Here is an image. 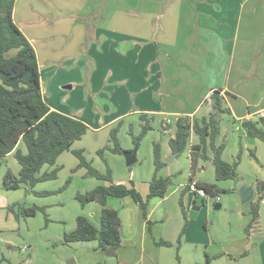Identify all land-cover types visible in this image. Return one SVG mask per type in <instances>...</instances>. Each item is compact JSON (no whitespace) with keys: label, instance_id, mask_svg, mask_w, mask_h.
<instances>
[{"label":"crops","instance_id":"1","mask_svg":"<svg viewBox=\"0 0 264 264\" xmlns=\"http://www.w3.org/2000/svg\"><path fill=\"white\" fill-rule=\"evenodd\" d=\"M118 2L124 9L128 3L129 8L139 11L134 15L121 12L123 16L117 18V10L116 16L104 19L106 27L89 28L86 15L91 12L99 17L93 13L92 0H16L14 21L36 51L43 98L51 110L85 123L89 127L86 135L90 132L107 136L121 121L122 127L136 122L142 125L141 116L159 119L163 128L171 118L192 120L207 116L211 112L210 95L221 90L225 106L231 111L228 117L235 130L242 132L241 142L247 146L250 139L259 143L260 140L248 136L243 122L264 114V0ZM74 84L83 87V98L92 106L91 118L77 117L65 108L66 91L74 89ZM96 121L99 123L92 127L90 122ZM191 140L196 144L194 136ZM257 156L263 164L259 151ZM258 166L253 164L252 168L261 179L255 184L245 183L256 189L252 201L255 205L261 196L257 184L264 180V168ZM195 174L192 171L190 184H216L194 180ZM241 181H237L238 185ZM190 184L183 191L181 187L172 191H182L179 212L171 209L176 222L172 233L167 230L171 189L165 198L150 199L147 218L140 216L139 231L135 226L136 215L142 214L140 204L131 197L108 198L106 207L118 211L123 226L122 245L117 253L127 249L125 254L133 257L121 264H204L205 257L210 259L205 264H264V203L260 204L259 216L247 236L245 229L251 211L245 213L240 209L243 204L234 188L235 194H230L232 198L226 207L235 211L228 225L221 220L217 229L223 253L209 254L216 232L208 229L209 216L203 209L196 221L189 220L194 201L201 206L199 198L190 192ZM149 191L142 197L146 198ZM211 197L218 199L219 195ZM219 205L221 209L223 205ZM90 207L101 218L103 206L91 202L82 211ZM126 207L132 210L128 215L131 229L124 223ZM158 213L161 216L155 218ZM149 222L158 225L157 241L149 238ZM160 241L173 245L158 246ZM140 246L142 249L134 250ZM244 251L248 252L246 256L242 255Z\"/></svg>","mask_w":264,"mask_h":264},{"label":"rangeland","instance_id":"2","mask_svg":"<svg viewBox=\"0 0 264 264\" xmlns=\"http://www.w3.org/2000/svg\"><path fill=\"white\" fill-rule=\"evenodd\" d=\"M118 1L123 0H92L93 13L98 14L99 17L95 18L91 12L86 15L89 28L106 27V24L103 23L104 19L108 17L113 18L114 15L116 16L115 13L117 10L119 11L117 18L123 16L121 12L134 15L136 11H139L138 8H134L133 10L129 8L128 3L126 4L127 9H124ZM89 37L91 38V36ZM74 85V89L66 91L67 96L64 101H67V103H64L65 108L77 117L82 118L84 115L83 118H91L92 106L83 98V87L79 84ZM208 107L212 110V102L209 103ZM96 108L94 107V111H97L95 110ZM105 117L106 115L104 119ZM171 121L173 123L167 129L162 127L159 119H156L152 123V130L141 140L140 145L137 147L138 161L131 167L127 166L124 154H113L109 150L105 151L103 155L99 154L105 147L113 146L109 142L110 134L104 136L103 133L95 135L89 132L81 141L76 142L73 147L74 151H83L86 160L102 174H106L110 170L114 183L120 181L122 184L131 187L130 182H132L136 190L144 197L149 191V183L155 174L154 145L160 144L163 161L166 165L160 170L159 176L163 178L170 177L173 181L170 187L171 191L168 194L171 219L167 224V230L170 233L174 231L176 223L174 222V214L171 209L174 208L177 213L179 212V196H181L183 189L190 184L192 175L190 151L193 145V141L190 139L189 145L184 153L177 156H175V153H171L172 150L169 142L175 137L176 132L175 119L171 118ZM90 123L94 127L93 125H97L99 122ZM131 130L134 136H139L142 131L141 122L134 123L133 129H131L130 123L123 125L121 128L119 140L121 147L126 152L136 148L130 135ZM168 130L170 131L165 133ZM241 140V130H235L232 119L227 115L224 116L221 122V135L219 137V143H225L226 145L223 160L228 163L239 161V180L246 181H243L244 183L255 184L257 180L261 179L259 178L261 176L258 175L256 169L252 168V166L253 164L255 166L259 164L250 157V154L247 155V153H250L251 150H256L257 153L259 151L264 165V143L261 141L255 143L256 140L250 139V146H247L246 142L242 143ZM194 141L196 144L199 143L198 138L195 136ZM249 148L250 150L246 152L247 150L245 149ZM20 149L25 154L28 152L24 143L20 145ZM239 156L240 160H238ZM79 165L80 160L73 152H66L60 156L54 167L46 166L42 170V174H44L46 171H52L56 167H59L60 171L56 180L40 183L34 191H31L26 186H22L18 190H7L4 186L5 177L8 174L13 177H19L21 166L13 153L8 155L3 161H0V264H69L71 260H75L76 264H121L133 258L132 254H125L127 249L119 250V253L116 250L115 255L112 256L110 255L111 249L104 251L96 241L64 243L65 234L72 233L76 230L77 218L79 216H88L96 225L100 226V216L95 213L94 207L82 211V206L76 199L77 196L79 194H86L99 185H109V182L107 183L106 181H99L96 178L88 177V170L84 167L80 168ZM202 166L205 169L202 170ZM195 173L194 180L216 183L220 189L229 191L228 193L219 194V200L211 196L205 198V200L198 199V202L204 205L202 209L205 211V214L209 216L208 229L216 232V235L214 234L216 238H214V243L209 249V254L222 255L223 246L217 237V234L219 235L217 229L221 220L227 226L229 217L235 211L228 210L226 205L231 201L232 196L230 194H235L238 182H217L215 167L212 162H199L198 169H196ZM177 187H181V193L172 194V191ZM34 192H52L53 194L43 197L37 196ZM263 203L264 201L261 203V206ZM217 204H221L223 207L216 210L215 206ZM16 205H22L26 209H33L35 207L44 208L45 211H38L34 217H26L18 208H15L17 214L11 212V208ZM251 206L249 203L245 206L242 205L240 209L244 210L243 212L245 213H250ZM138 209L142 213L136 215L135 227L139 231L138 222L140 221V216L143 218L144 214L139 206ZM125 211V214H123L124 223L127 225V229H131L128 215L132 210L126 207ZM236 211L238 212L237 209ZM160 216L161 214L158 213L155 218H159ZM189 220L196 221L197 219H192L189 215ZM151 223L148 228L149 238L157 241L159 238L157 234L158 225L155 222ZM164 233L169 237L166 230ZM124 240L128 245L129 242L126 240V234ZM174 244L177 246V242ZM137 249L140 250L142 248L140 246L134 250L137 251ZM246 254L248 252L244 251L242 255L246 256ZM230 258L235 260L233 256ZM205 262L207 263L206 257L204 264Z\"/></svg>","mask_w":264,"mask_h":264},{"label":"trees","instance_id":"3","mask_svg":"<svg viewBox=\"0 0 264 264\" xmlns=\"http://www.w3.org/2000/svg\"><path fill=\"white\" fill-rule=\"evenodd\" d=\"M15 6L16 0H0V161L13 153L21 166L19 177L8 174L5 177L4 186L7 190H18L26 186L34 191L38 184L58 178L59 167L42 174L44 167H54L62 154L73 152L80 160L79 167L88 170V177L109 182V185L99 186L86 194H79L76 198L82 207L91 202H97L103 206L100 227H96L87 217L79 216L76 230L65 234L64 243L96 241L104 251L109 249L116 251L122 245V222L118 211L106 207L107 200L110 197L119 199L131 197L140 204L144 217L147 218V205L150 199L165 198L173 184L170 177L159 176L160 170L166 165L163 161L161 145H154L155 174L150 182V191L146 199L141 196L133 184L129 187L125 184L114 183L110 170L102 174L86 160L83 151L72 150L73 145L88 133L89 127L82 121L52 111L45 102L38 57L34 47L14 21ZM211 101L212 110L209 115L192 120L189 118L175 120L176 132L175 137L169 142L170 148L172 153L181 155L186 151L191 137L195 136L199 143L192 145L190 151L192 171H196L201 161L212 162L217 182L238 181L240 162H225L223 154L226 145L218 142L223 117L231 116V111L225 106V98L221 95V90H215L211 94ZM140 120L143 122L140 135L134 136L133 131L130 132L136 147L152 130L154 117L141 116ZM122 124L123 121L112 128L109 142L113 146L105 147L99 152L100 155L107 150L118 155L126 152L119 140ZM243 127L250 138L264 143V114L256 120L243 122ZM22 143L27 148L26 154L20 149ZM250 157L264 168L256 150L250 151ZM199 187L211 196L229 192L220 190L217 184L201 183ZM257 189L261 196L258 198L257 205L251 202V218L245 229L247 236H250V230L259 216L260 204L264 201V180L258 182ZM34 193L43 197L53 194L52 192ZM181 206L183 207L182 200ZM15 208H18L26 217H34L38 211H45L44 208L26 209L22 205H16L11 208V212L16 214ZM184 215H187L185 210ZM149 224L152 223L149 222ZM156 244L165 247L173 245L167 241H160ZM209 262L210 259H207V263Z\"/></svg>","mask_w":264,"mask_h":264},{"label":"water","instance_id":"4","mask_svg":"<svg viewBox=\"0 0 264 264\" xmlns=\"http://www.w3.org/2000/svg\"><path fill=\"white\" fill-rule=\"evenodd\" d=\"M137 152H138V148L136 147L133 151H128L125 152V158H126V162H127V166L131 167L134 164L137 163ZM178 154L175 153V156H177ZM236 192L238 193L240 200L242 202L243 205L249 204L250 202H252L256 196V189L254 187H249L247 186L243 181L240 182V184L238 185ZM204 207V205L198 206L197 205V200L194 201L193 203V207L191 209L190 212V217L192 219H196L198 216V213L202 210V208ZM220 205L217 204L216 205V210L220 209ZM112 256L115 255V251L111 249V254ZM69 264H76L75 260H71L69 262Z\"/></svg>","mask_w":264,"mask_h":264},{"label":"built area","instance_id":"5","mask_svg":"<svg viewBox=\"0 0 264 264\" xmlns=\"http://www.w3.org/2000/svg\"><path fill=\"white\" fill-rule=\"evenodd\" d=\"M209 102L211 103V95L209 97ZM172 121L171 120H166L164 122V128L167 129L171 126ZM190 192H192L196 197L198 198H206L208 196V194L206 193V191L202 188H200L199 186H197V184L193 183L190 186Z\"/></svg>","mask_w":264,"mask_h":264}]
</instances>
